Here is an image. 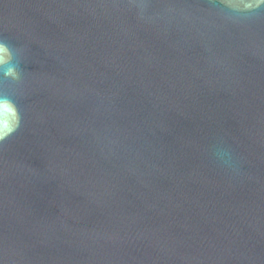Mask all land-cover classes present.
<instances>
[{"label": "water", "instance_id": "95a60500", "mask_svg": "<svg viewBox=\"0 0 264 264\" xmlns=\"http://www.w3.org/2000/svg\"><path fill=\"white\" fill-rule=\"evenodd\" d=\"M0 264H264V0H0Z\"/></svg>", "mask_w": 264, "mask_h": 264}, {"label": "snow or ice", "instance_id": "6c2138e0", "mask_svg": "<svg viewBox=\"0 0 264 264\" xmlns=\"http://www.w3.org/2000/svg\"><path fill=\"white\" fill-rule=\"evenodd\" d=\"M0 52H3V48H2V46H0Z\"/></svg>", "mask_w": 264, "mask_h": 264}]
</instances>
